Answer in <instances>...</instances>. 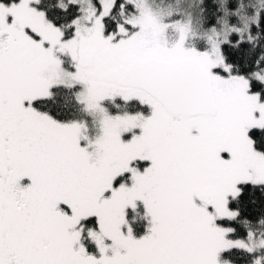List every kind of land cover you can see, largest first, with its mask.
I'll return each instance as SVG.
<instances>
[{
    "label": "snow or ice",
    "instance_id": "1",
    "mask_svg": "<svg viewBox=\"0 0 264 264\" xmlns=\"http://www.w3.org/2000/svg\"><path fill=\"white\" fill-rule=\"evenodd\" d=\"M0 264H264V3L0 0Z\"/></svg>",
    "mask_w": 264,
    "mask_h": 264
},
{
    "label": "trees",
    "instance_id": "2",
    "mask_svg": "<svg viewBox=\"0 0 264 264\" xmlns=\"http://www.w3.org/2000/svg\"><path fill=\"white\" fill-rule=\"evenodd\" d=\"M158 4H161V6H164L167 3V0H156ZM255 0H244L245 3V9L248 10L250 4H254Z\"/></svg>",
    "mask_w": 264,
    "mask_h": 264
},
{
    "label": "rangeland",
    "instance_id": "3",
    "mask_svg": "<svg viewBox=\"0 0 264 264\" xmlns=\"http://www.w3.org/2000/svg\"><path fill=\"white\" fill-rule=\"evenodd\" d=\"M261 3H264V0H255L254 4H261Z\"/></svg>",
    "mask_w": 264,
    "mask_h": 264
}]
</instances>
